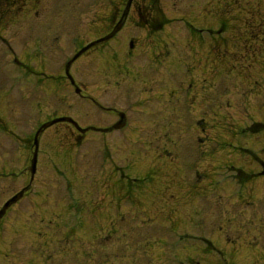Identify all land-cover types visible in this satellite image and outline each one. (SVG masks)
Wrapping results in <instances>:
<instances>
[{
	"label": "rangeland",
	"instance_id": "1",
	"mask_svg": "<svg viewBox=\"0 0 264 264\" xmlns=\"http://www.w3.org/2000/svg\"><path fill=\"white\" fill-rule=\"evenodd\" d=\"M114 3L126 0H0V208L29 181L42 122H125L41 132L34 178L0 218V264H132L133 236L140 264H178L160 247L179 200L167 186L195 170L200 236L219 258L185 264H264V0H135L114 39L71 60L70 84L65 63L110 29ZM239 170L251 176L238 182Z\"/></svg>",
	"mask_w": 264,
	"mask_h": 264
},
{
	"label": "flooded vegetation",
	"instance_id": "2",
	"mask_svg": "<svg viewBox=\"0 0 264 264\" xmlns=\"http://www.w3.org/2000/svg\"><path fill=\"white\" fill-rule=\"evenodd\" d=\"M134 1L135 0L131 1V4H130L129 10L127 12L126 18H128V16L130 15L129 13L131 12L132 8L134 7ZM110 2L113 3L114 0H110ZM114 4H116V3H114ZM114 4H112V6H114L113 15L111 16L110 20L108 21V25L111 24L110 29L108 31H110L111 28L116 24V22L121 17V14L123 11V8H119L120 3H117L116 5H114ZM142 7H144V5H142ZM137 8L140 9L141 5H139ZM117 16H118V18H117ZM127 21L128 20H126V19L124 21L122 20L123 24H122L121 28L110 39H114L116 34L124 27V25ZM130 22H132V23L135 22L136 24H138L142 21L141 20H137V21L132 20ZM142 23H143L144 27L148 28V30L149 29L160 30L159 29L160 24L152 25V24H155V22H151L149 20L148 21L143 20ZM131 41L132 42H131L130 46L132 48L134 46V44H133V40H131ZM116 51H117V48H115V47L111 48V50H110L112 55H116L115 54ZM70 66H71V64H70ZM113 67H114L113 69H116L117 63L113 64ZM69 69H70V67H69ZM64 72H65V65L63 67V74L62 75L64 76L65 79H67V77L64 75ZM68 81H69V79H68ZM69 83L72 84L70 81H69ZM74 83L76 84L75 80H74ZM78 90H79V87H78ZM100 108L104 109V110H114L113 108L110 109L108 107H102V106H100ZM119 112L120 111H118V113ZM123 121H124V119H122V121L118 123V125H120L118 129L124 128L125 122H123ZM197 122H201V120L200 121L198 120ZM112 125H113V123L110 125L102 126V127L93 126V125H89L88 127L93 126L95 128L108 129ZM118 129L112 128V129L107 130V131H99V132L110 133V132L116 131ZM88 131L96 132V130L89 129L85 132L77 131V133H78V136H80L81 134L86 133ZM259 163H260V169L258 170V172H259L258 175L262 176V175H264V163H263V161L262 162L259 161ZM36 165H37V162H36ZM184 171H189V170L185 169ZM184 171L182 170V172H184ZM195 172H196L195 179L184 180V181L180 180L179 186L175 183V181L171 182V184H169V182H168V186H167V189L171 190L169 195L173 196V199H179V200H172L173 202L168 207L169 215L171 218L173 217V219H169L170 220V225H168L169 229L167 230L168 232L165 234L167 237L166 241L168 238L170 239V240H168L169 243L165 244V243L160 241L161 239H159V242L162 243L160 245V247L164 249L163 251L168 250L169 252H173L170 255L174 260L176 259L179 261L178 264H185L186 262L190 263L192 260L190 256L199 255V257H202L204 255V251H210L213 255H215V253H216L218 255V258H219V249L215 246V243L213 242V240L211 241L209 238L204 239L203 237L200 236L204 232V228H205V226H204L205 222H204V218L202 215L203 211H201V207L199 206V203H200L201 197L204 196V194H203L204 182L202 185V181H203L204 176H206V174L205 173H202V174L198 173V170H195ZM34 174H33L32 178H31V175L29 176V181L24 186V188L28 187V185L32 182V180L34 178ZM212 176H213L214 181H215L216 180V173L212 174ZM217 181H219V180L217 179L215 181V184L217 183ZM130 191H131V189L128 190L129 193H131ZM24 193H25V191H24ZM211 193H213V192H211ZM187 200H189L188 201L189 203L187 202ZM193 203H195V205H193ZM190 204H192V205H190ZM116 208H117V205H116ZM122 217H123V215H122ZM215 217H217V214ZM184 220H187V222L185 224H183ZM187 224L188 225L190 224V227H192V228H188V226L175 227V225H187ZM211 230L213 233L215 228H211ZM216 230H218V228H216ZM197 233H199V234H197ZM135 235H137V234H135ZM106 237H108V234L106 235ZM188 238L189 239L193 238V239H195L194 241H196V242L200 241V243H193L192 245L187 244V243H185V241ZM104 239H107V238L104 237ZM130 240H131L130 243H127V245H128L127 247L129 248V251H130L129 253H131L130 254V257L132 258L131 263L132 264H140V260L137 259V258H139V256H136L137 252L139 250H141V248H139L140 246L138 244L140 239L138 238V236H133V237H131ZM163 240H165V239H163ZM203 241H204V243H202ZM204 245H206L207 248H205ZM172 247H174V248H172ZM181 250L185 254L184 256H182L183 253L182 254L179 253V251H181ZM168 262L169 263L173 262V260L168 261ZM195 264H200V262L197 261V262H195Z\"/></svg>",
	"mask_w": 264,
	"mask_h": 264
},
{
	"label": "water",
	"instance_id": "3",
	"mask_svg": "<svg viewBox=\"0 0 264 264\" xmlns=\"http://www.w3.org/2000/svg\"><path fill=\"white\" fill-rule=\"evenodd\" d=\"M130 1L131 0H128L127 1V4H126V10L128 9V7H129V4H130ZM117 27H118V25H116ZM115 31V29L112 31V32H110L109 34H107V35H105L104 37H102V38H99V39H97V40H95V41H92L91 43H89V44H87V45H85L84 47H82L74 56H73V59L76 57V56H78L81 52H83L85 49H87L89 46H91L92 44H94V43H96V42H98V41H102V40H105V39H107V38H109L112 34H113V32ZM67 72V71H66ZM68 73V72H67ZM70 77V76H69ZM71 79V78H70ZM72 81V80H71ZM59 121H67V122H70V123H72L78 130H80V131H83V130H85V129H81L78 125H77V123L72 119V118H70V117H67V116H61V117H56V118H54V119H52V120H50V121H47V122H45V123H43V124H41V126L37 129V131L35 132V135H34V145H35V149H34V152H33V158H32V161H31V173H33V171H34V165H35V158H36V150H37V135H38V133L43 129V128H45V127H47V126H49V125H51V124H53V123H55V122H59ZM116 126V125H115ZM21 194H22V191H19L18 193H16L15 195H13L11 198H9L3 205H2V207H1V209H0V217H1V215L4 213V211H5V209L11 204V203H13V202H15L20 196H21Z\"/></svg>",
	"mask_w": 264,
	"mask_h": 264
}]
</instances>
